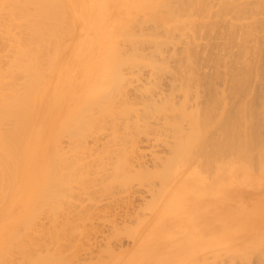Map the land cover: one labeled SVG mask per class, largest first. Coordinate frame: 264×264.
Listing matches in <instances>:
<instances>
[{"label": "rangeland", "instance_id": "obj_1", "mask_svg": "<svg viewBox=\"0 0 264 264\" xmlns=\"http://www.w3.org/2000/svg\"><path fill=\"white\" fill-rule=\"evenodd\" d=\"M8 1L0 92L40 78L28 87L42 114L4 150L0 264H264V0ZM99 82L95 99L81 96ZM186 136L188 160L168 159ZM208 213L215 240L202 236Z\"/></svg>", "mask_w": 264, "mask_h": 264}, {"label": "bare ground", "instance_id": "obj_2", "mask_svg": "<svg viewBox=\"0 0 264 264\" xmlns=\"http://www.w3.org/2000/svg\"><path fill=\"white\" fill-rule=\"evenodd\" d=\"M6 1V0H5ZM12 1V0H11ZM15 1V0H14ZM27 1H29V0H27ZM39 1V0H38ZM41 1H43V0H41ZM45 1V0H44ZM48 1V0H47ZM109 1V0H108ZM2 2V1H1ZM4 2V1H3ZM8 2H10V0L8 1ZM18 2V1H17ZM16 2V3H17ZM23 2V1H22ZM30 2H31V0H30ZM33 2V1H32ZM36 2H37V0H36ZM4 3H6V2H4ZM4 3H3V5H4ZM14 3V2H13ZM12 3V6L13 5H16L17 6V4H13ZM21 3V2H20ZM47 3V2H46ZM7 4V3H6ZM6 4H5V7H6ZM41 3H39V5H40ZM45 4V3H44ZM1 6V7H4V6ZM7 5H9V3L7 4ZM47 5V4H46ZM19 6V5H18ZM41 6H44L43 4L42 5H40L39 7H41ZM4 7V8H5ZM8 8V7H7ZM6 8V9H7ZM10 8V7H9ZM12 8V7H11ZM21 8V7H20ZM1 9V8H0ZM14 9V8H13ZM16 9V8H15ZM15 9L13 10L14 12H13V15H14V13L16 12L15 11ZM19 9V8H18ZM18 9H16V10H18ZM42 9V8H41ZM4 10V9H3ZM2 11V10H1ZM0 11V12H1ZM5 12H7L6 10H4ZM4 11H2V13L3 14H1L0 15V17L2 18V15L4 16L5 14H6V16L7 15H9V14H7V13H9V12H7V13H5ZM11 11V10H10ZM39 11V10H38ZM45 11V10H44ZM47 12V11H46ZM17 13V12H16ZM19 13V12H18ZM20 13H21V11H20ZM11 14H12V12H11ZM10 14V15H11ZM28 14V13H27ZM26 14V15H27ZM30 14V13H29ZM43 14V13H42ZM23 15H24V13H23ZM47 15V14H46ZM5 16V17H6ZM17 16H19L20 17V14L18 15L17 14ZM29 16V15H28ZM27 16V17H28ZM35 16H37V15H35ZM10 17V16H9ZM19 17H16V19L17 18H19ZM21 17H24V16H21ZM33 17V16H32ZM32 17H29L30 19L32 18ZM7 18H8V16H7ZM12 18V17H11ZM40 18V17H39ZM10 18H8V20H9ZM13 19V18H12ZM28 19V18H27ZM29 19V20H30ZM34 19H37V18H34ZM33 19V20H34ZM3 20V19H2ZM25 20V19H24ZM29 20H27V21H29ZM32 20V19H31ZM32 20V21H33ZM10 21V20H9ZM8 21V22H9ZM13 21V20H12ZM37 21V20H36ZM42 21V20H41ZM1 22V21H0ZM13 22H15V21H13ZM20 22V21H19ZM22 22H23V20H22ZM11 23V22H10ZM16 23H18V22H16ZM29 23H31V21L29 22ZM37 23V22H36ZM35 23V24H36ZM41 23V22H40ZM3 24V23H2ZM32 24V23H31ZM12 25V24H11ZM15 25V24H14ZM14 25H13V27H14ZM16 26V25H15ZM33 27V26H32ZM32 27L30 28V29H32ZM38 27H40L39 26V24H38ZM41 28H42V26H41ZM39 30V29H38ZM37 30V31H38ZM43 30V29H42ZM39 31H41V30H39ZM31 32H33V31H31ZM37 33V32H36ZM41 33V32H40ZM42 33H43V31H42ZM49 33V32H48ZM32 35V34H31ZM34 35V34H33ZM37 35V34H36ZM34 37V36H33ZM36 37V36H35ZM46 37V36H45ZM44 37V38H45ZM37 38V37H36ZM41 39H43V37L41 38ZM47 39V38H46ZM32 41V40H31ZM31 41H30V43H31ZM28 42V41H27ZM25 43H26V41H25ZM24 43V44H25ZM33 43H34V41H33ZM32 44V43H31ZM30 44V45H31ZM40 44H43V43H40ZM21 46V45H20ZM23 46H25V45H23ZM33 46V45H32ZM32 48V47H31ZM30 47L28 48V50H30L31 49ZM19 50H21V49H19ZM18 50V51H19ZM19 52H22V51H19ZM31 52V51H30ZM25 53V52H24ZM29 53V52H28ZM29 62H31V61H29ZM32 63V62H31ZM28 64V63H27ZM30 67V66H29ZM28 68V67H27ZM38 68V67H37ZM10 69V68H9ZM24 69V68H23ZM25 70V72H26V69H24ZM42 69H40V71H41ZM10 71V70H9ZM13 71V70H12ZM38 71H39V69H38ZM36 72H37V70H36ZM2 73V72H1ZM29 73V72H28ZM42 73V72H41ZM9 74V73H8ZM12 75H13V73H12ZM15 75V74H14ZM13 75V76H14ZM45 75V74H44ZM4 76H6V75H4ZM9 76V75H8ZM29 76H30V73H29ZM1 77V76H0ZM46 76H44L43 77V75L41 76V80H42V78H45ZM30 78H33V76L32 77H30ZM29 78V79H30ZM37 79H40V78H38V77H36ZM35 78V79H36ZM56 78H57V76H56ZM12 79H15V78H12ZM29 79H28V81H29ZM33 80V82L32 83H36V86L35 85H32V86H30V89H33L34 87L33 86H35V87H37V85H38V80L36 79V80ZM17 80V79H16ZM41 80H39L40 81V83H41ZM45 80H47V79H45ZM56 80V79H55ZM105 81H106V78L104 79ZM10 81H12V80H10ZM28 82V86H29V83H31V82ZM35 81V82H34ZM37 81V82H36ZM43 81V80H42ZM97 81V79H95V82ZM4 82V81H3ZM15 82H17V81H15ZM27 82V81H26ZM83 82H87V83H84V84H88V82H90V79H88L87 81L86 80H84ZM1 83V82H0ZM8 83V82H7ZM44 83H45V81H44ZM50 83V82H49ZM3 84V83H2ZM10 84H12V83H10ZM9 84V85H10ZM17 84V83H16ZM55 84H56V82H55ZM99 84H100V82L99 83H96L95 84V86H94V88H90V89H88V90H85V92L81 95L82 97H85L84 99H88V98H93V99H95V94H96V92H97V90L98 89H96L97 87H99ZM8 85V86H9ZM13 85V84H12ZM50 85V84H49ZM0 86H1V84H0ZM4 86V85H3ZM25 86V85H24ZM28 86H25V87H27V90H26V88L24 87L23 88V86H22V89H25L24 91L22 90V92L21 91H19V92H17V91H15L14 89L12 90L11 89V92L8 94V96H6L5 98H3V95H5V93L3 94L2 92H0V94L2 93V98L0 97V123L2 122V119H3V117H4V119H5V117L6 118H10V117H14V118H10L9 120H11V119H13V121L11 120V121H9V122H13V124H12V126L11 127H9V129H7V130H5V131H3V133H1V131H0V165L2 166V164H4L5 162H6V155L4 154V150L7 148L6 146L8 145V144H10V148L12 147V145H16L17 144V142H18V140L22 137V136H24V135H26V136H28L27 137V142L31 139V124L34 122L35 123V120L37 119V117H38V114H42V111H40V110H38V111H36V106H35V102H36V97L34 98V97H32L31 96V91L32 90H29V87ZM39 86V85H38ZM57 85H55L54 87H56ZM13 87V86H12ZM20 87V86H19ZM33 87V88H32ZM44 87V86H43ZM52 87V86H51ZM11 88V87H10ZM39 88H40V86H39ZM18 89H20V88H18ZM51 89H53V88H51ZM1 90V89H0ZM36 90V89H35ZM15 91V92H14ZM29 91V92H28ZM40 90H38V92H39ZM33 93V92H32ZM34 93H35V91H34ZM33 95V94H32ZM38 97V96H37ZM43 98H44V96H43ZM84 99H82V100H84ZM92 99V100H93ZM38 100H39V98H38ZM42 100V99H41ZM79 105H80V102H78V103H75L72 107H70L69 108V110H70V114H75L76 113V110L79 108ZM55 108V105L53 106V107H50V113H49V111L47 112L48 114H57V108L56 109H54ZM40 109V108H39ZM239 109V108H238ZM237 108L235 109L236 110V112L238 113V112H240V110L242 109V108H240L239 110H238ZM81 110V109H80ZM79 110V111H80ZM242 111V110H241ZM62 112L63 111H60L58 114H62ZM235 111H233V113H234ZM235 112V113H236ZM195 113V112H194ZM194 113H192V114H194ZM232 113V114H233ZM79 114H81V112L79 113ZM239 114L241 115V113H238V115L236 116L237 118H236V120L238 119V116H239ZM234 115V114H233ZM194 117H197L196 115L195 116H193V118ZM240 117V116H239ZM198 118V117H197ZM232 118H233V116H232ZM58 118H56L55 120H57ZM196 119V118H195ZM231 119V118H230ZM6 120V119H5ZM5 120H4V122H5ZM54 120V121H55ZM229 120V119H228ZM232 120V119H231ZM231 120H230V122H228V123H232L231 122ZM7 121V120H6ZM8 122V121H7ZM197 123H194V121H191V124H192V128H194V126H196V125H198L199 126V122H198V120L196 121ZM33 123V124H34ZM49 123H51V121L49 122ZM2 124V123H1ZM10 124V123H9ZM4 125V124H3ZM226 125V124H225ZM229 124H227V126H228ZM1 126V125H0ZM10 126V125H9ZM230 126V125H229ZM232 126V125H231ZM4 127V126H3ZM222 127H225V126H222ZM237 127V126H236ZM236 127H234V128H236ZM227 128H229V127H227ZM51 129H53L52 127L50 128V132H52V130ZM229 129H231V128H229ZM238 129V128H237ZM250 129H252V128H250ZM224 130H227V129H224ZM236 129H234V131H235ZM249 132H250V130H249ZM24 133H26V134H24ZM251 133V132H250ZM252 134V133H251ZM250 134V135H251ZM37 135H39V132L37 131V130H35V132H34V136L32 137V140H31V143H30V146L29 145H27V143L23 146V150H22V154H21V156H20V158H19V161H21V160H24V163H25V165H33V160H28V156H29V154H35V150H34V148H36V147H38L39 146V144H40V142L38 141V139L36 138V136ZM226 135H224V137H225ZM224 137H221V138H217V139H219V142H220V139H224ZM239 137V136H238ZM251 137H252V135H251ZM188 137L186 136L185 137V139L183 140V138H180V140H179V144L175 147V149L176 150H174V155H173V158H168V159H172V161L176 158V157H178V161L179 162H184V160H188L186 157H187V155H189L192 151H193V146H191L189 143H190V141L192 142V140H190L189 141V139H187ZM231 137H229V139H230ZM248 138V137H247ZM253 138V137H252ZM51 139H53V137H51L50 139H49V143H50V140ZM187 139V141H185ZM215 139H216V137H215ZM222 139V140H223ZM241 139V138H240ZM183 140V141H182ZM226 140V137H225V139L223 140V142ZM248 140H249V138H248ZM230 141H233V138H232V140L230 139ZM234 141H235V139H234ZM183 142H185L184 144H183ZM186 142H187V145H186ZM189 142V143H188ZM211 142H212V138H211ZM210 142V143H211ZM215 142H217V140L215 141ZM214 142V143H215ZM219 142H217L216 144H218ZM222 142V141H221ZM222 142V143H223ZM195 143V142H194ZM227 142H224V144H226ZM234 143V142H233ZM232 143V144H233ZM241 143V142H240ZM184 145V147L183 148H180L181 146H183ZM206 143H204V145H205ZM215 144V145H216ZM221 144V143H220ZM219 144V145H220ZM238 144V143H237ZM252 144H253V142H252ZM256 144V143H255ZM200 145V144H199ZM199 145L197 144V146H198V148H196V149H200L199 148ZM208 145V144H207ZM212 145V144H211ZM229 145V144H228ZM241 145V144H240ZM180 146V147H179ZM188 146V147H187ZM196 146V147H197ZM202 146V145H201ZM227 146V145H226ZM232 146V145H231ZM235 146V145H234ZM234 146H232L233 148H234ZM250 146H252V145H250ZM255 146V145H254ZM257 146V145H256ZM202 147H205V146H202ZM216 147V146H215ZM221 148H223L224 147V145L222 146H220ZM227 148V147H226ZM226 148L224 149L226 152H227V150H226ZM240 148V147H239ZM251 148V147H250ZM258 148H259V145H258ZM257 148V149H258ZM206 149H207V147H206ZM216 149H218V150H216V152H218L219 151V148H216ZM235 150H236V148H234ZM234 149H232V150H234ZM249 149V148H248ZM255 149V148H254ZM262 149L263 148H261V150H260V148H259V150L260 151H262ZM184 150V151H183ZM213 150H214V147H213ZM212 150V151H213ZM234 150V151H235ZM202 152L203 150L202 149H200L198 152ZM204 151H205V148H204ZM209 151V150H208ZM221 151H223V150H221ZM221 151H219V153L221 152ZM225 151H223V152H225ZM228 151H229V149H228ZM238 151H240V150H238ZM197 152V153H198ZM200 152V153H201ZM207 152V151H206ZM210 153H208L207 155L208 156H210L209 154H212L211 153V151H209ZM12 153L14 154V156L16 157V159H18V151H17V153L15 152V151H12ZM194 153V155H196L197 153H195V152H193ZM203 153V152H202ZM222 153V152H221ZM204 154V153H203ZM202 154V155H203ZM215 154V153H214ZM228 154V153H227ZM192 155V154H191ZM206 155V154H205ZM218 156H219V154H217ZM221 155V154H220ZM190 156V155H189ZM208 156H205L206 157V159H207V157ZM204 157V156H203ZM40 158H42V155L40 156ZM209 158V157H208ZM190 159V158H189ZM182 160V161H181ZM172 161H171V165H173L172 164ZM205 161V160H204ZM206 161H208V159L206 160ZM179 162H177V164L179 163ZM24 163H22V165L24 164ZM205 163H207V162H205ZM0 166V167H1ZM179 166H177L176 164L174 165V166H172V167H168L167 168V174H166V176H165V178H164V180H162L163 181V186H162V188H161V191H160V195L161 196H166V193L168 192V187L169 188H171V186L173 185V184H176V182H175V180H176V178H177V176L180 174V172L181 171H179V168H178ZM0 171H1V169H0ZM179 171V172H178ZM1 176L0 177H2V174H0ZM183 175V174H182ZM7 176V175H6ZM180 178V177H179ZM1 179L2 178H0V181H1ZM178 180V179H177ZM184 180V179H183ZM188 185V184H187ZM186 184L184 185H182V186H184L183 188H178V189H176V188H174L173 189V191H171L173 194H177L178 192H182V190H184L185 191V186H187ZM189 185H191V184H189ZM172 187H175L174 185L172 186ZM187 188V187H186ZM183 191V192H184ZM186 191H187V189H186ZM185 193V192H184ZM173 194H172V196H173ZM162 197V198H163ZM171 197V196H170ZM164 198H166V197H164ZM190 198V197H189ZM186 199V198H185ZM163 201L161 202V204H164L165 203V201H164V199H162ZM173 205V201L172 200H170L169 201V204L167 203V206H172ZM166 206V207H167ZM166 207L165 208H163V210L165 209L166 210ZM194 207V206H193ZM162 208V207H161ZM168 209V208H167ZM196 209V208H195ZM193 212V211H192ZM196 215H198V214H196ZM202 215V214H201ZM165 222V221H164ZM163 222V223H164ZM170 222H173V221H170ZM159 226H161V223H159L158 224ZM163 225V224H162ZM169 225V224H168ZM157 228V229H156ZM156 228H155V230H158V227L156 226ZM160 228V227H159ZM169 228V227H168ZM155 230H154V233H155ZM164 230V229H163ZM158 232V231H157ZM156 232V234H158ZM159 233H160V231H159ZM155 236V235H154ZM157 237V236H156ZM186 237H184V239H185ZM187 239V238H186ZM202 240V239H201ZM184 241V240H183ZM200 240H198V241H196L197 243L199 242ZM203 241V240H202ZM195 242V241H194ZM195 242V243H196ZM191 247V246H190ZM193 247V246H192ZM182 248V247H181ZM180 248V249H181ZM189 248V247H188ZM187 248V249H188ZM179 249V250H180ZM175 250H178L177 248L175 249ZM183 250V249H182ZM185 250V249H184ZM193 252H195V251H193ZM134 254V253H133ZM131 255H132V253H131ZM145 256H147V255H145ZM140 257V256H139ZM139 257L137 258V259H139ZM166 257V256H165ZM132 258V257H131ZM142 258H144V256H143V254H142ZM135 259V258H134ZM136 259V260H137ZM128 260H129V258H128ZM127 260V261H128ZM141 260V259H140ZM139 260V261H140ZM115 261V260H114ZM113 261V262H114ZM132 261V260H131ZM138 261V262H139ZM112 262V263H113ZM135 262V261H134ZM111 263V264H112ZM131 263V262H130ZM122 264H124V263H122Z\"/></svg>", "mask_w": 264, "mask_h": 264}, {"label": "crops", "instance_id": "obj_3", "mask_svg": "<svg viewBox=\"0 0 264 264\" xmlns=\"http://www.w3.org/2000/svg\"><path fill=\"white\" fill-rule=\"evenodd\" d=\"M209 185H210V184H209ZM212 186H213V185H212ZM212 186H211V188H212ZM211 188H210V189H211ZM213 194H214L213 192H210V193H208V194H205V195H203V196H200V197H202L201 200L206 199V201H210L209 198H211V196H212ZM208 196H209V197H208ZM206 197H207V198H206ZM205 205H207V203H205V204L203 203V204H202V206H205ZM201 209L203 210L204 208L201 207ZM209 210H210V211H213L212 208H210V207H209ZM219 212H220V211H219ZM211 214H212V213H208L207 216H206V219L202 222V225L205 226V227L207 228L206 232L203 233L202 236H207V237H209V238L213 236V239H212V240H215V239H216V234H217L218 232H220V230L217 229L216 227H214V226H213L214 224L211 225V224H209V223L207 222V219H208L209 216H211ZM197 220H199V219H196V221H197ZM195 224H197V223H195ZM211 226H212V227H211ZM182 231H183V230H182ZM218 240H220V239H218Z\"/></svg>", "mask_w": 264, "mask_h": 264}]
</instances>
